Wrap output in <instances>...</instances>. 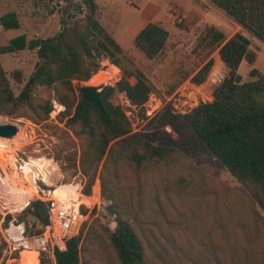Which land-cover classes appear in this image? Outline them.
I'll return each mask as SVG.
<instances>
[{"label": "trees", "instance_id": "1", "mask_svg": "<svg viewBox=\"0 0 264 264\" xmlns=\"http://www.w3.org/2000/svg\"><path fill=\"white\" fill-rule=\"evenodd\" d=\"M233 18L253 38L264 43V0H209ZM88 10L87 24L79 32L78 40L85 55L70 45H59L54 38L26 42L24 37L0 46V56L26 49L37 50L39 61L18 96L0 61V115L20 116L29 109L38 121L49 119L51 101L37 99L38 86L51 89L65 106L62 118L82 140L81 168L90 177L85 192L89 194L95 184L98 169L103 197L110 203L108 215L117 224L114 231L100 224L93 225L85 237L79 235L67 242L66 251H55L56 264H188L191 262L182 244L171 233L181 226L182 219L171 220L160 199L145 197L143 181L148 174L169 175L172 168L182 162L178 143L166 131L170 127L177 135L192 130L194 142L182 147L189 157L196 158L210 152L241 185L240 204L251 224L238 219L241 229L239 245L229 242L227 253L232 264H264V75L253 71L256 80L243 82L239 73L246 59L251 39L236 34L225 39L215 27L204 30L199 46L219 56L227 69L223 81L213 90L212 97L201 102L186 115H177L166 109L153 121L150 134L133 133L132 124L121 106L113 102L116 93H125L130 103L143 107L154 93L146 72L141 68L128 69L121 63L127 57L120 44L97 18L96 0H83ZM1 18L7 30L18 27L15 14ZM169 32L156 23H149L135 38L136 47L148 60H156L167 47ZM107 57L122 69V78L115 87H103L99 94L104 113L75 95L73 81H89L100 68L97 60ZM85 57L91 64L84 66ZM134 65L133 60H130ZM214 66L209 60L194 75L187 73L194 86L204 84ZM14 80L22 84V73L14 72ZM52 179L46 188H55ZM190 183L180 176L169 178L162 187L166 198L176 195L180 200L188 194ZM155 199V200H154ZM39 215L43 226L50 225L49 211L43 202H33L29 208ZM260 242L263 247L260 248ZM255 245L259 247L255 249ZM239 248V252L235 249ZM2 246H0V262ZM21 263L13 258L10 264ZM41 263L44 264L43 260ZM191 264V263H190ZM196 264V262L194 263ZM202 264V261L199 262Z\"/></svg>", "mask_w": 264, "mask_h": 264}, {"label": "rangeland", "instance_id": "2", "mask_svg": "<svg viewBox=\"0 0 264 264\" xmlns=\"http://www.w3.org/2000/svg\"><path fill=\"white\" fill-rule=\"evenodd\" d=\"M96 3L98 20L120 44L127 56L119 57L122 65L131 70L143 69L153 87L154 93L143 107L132 105L125 93H116L113 97V102L121 106L129 118L135 134H150L154 126L152 120L158 118L168 108L175 114L183 116L185 114H182V111L190 112L198 107L201 102L212 97L215 87L226 77L227 69L219 56V50L208 54L199 46V38L209 27L220 30L226 41L236 34H243L251 39L248 55L241 67L243 82L256 80L257 76L253 71L264 75V43L253 38L233 18L209 0H96ZM11 14H15L18 27L7 30L2 25L1 18L13 16ZM87 15L88 10L83 0H0V46H7L19 37H24L27 43L32 40L54 38L57 44L70 45L85 55L78 34L86 27ZM149 23L159 24L170 34L162 55L152 61L146 58L134 42ZM105 59L109 58L103 56L97 62L101 63ZM211 59L214 60V66L204 84L196 87L190 78L182 81L187 73L194 76ZM130 60H133L134 65ZM0 61L10 78L15 95L18 96L39 61L37 50L26 47L14 54L0 56ZM90 64V60L85 57L84 66L88 67ZM14 72L22 73V84L14 80ZM92 78L89 81H73L78 99L82 87H98L102 91L103 86L91 84ZM219 78L221 82L215 83ZM34 97L49 100L52 106L53 101L59 103L53 91L44 86L35 88ZM64 112L66 111L62 113ZM62 113L56 117L59 123L57 124L50 121L51 116L48 120L40 122L29 109H25L20 116L0 115V124H4L3 119H6L10 121L8 123L23 129L22 136L26 143L15 151L16 166L30 159L39 165L46 163L48 178L44 184L54 179L58 186L71 183L81 172L87 179V186L84 188L86 190L90 177L85 175L81 168L82 140L71 131L67 125L68 117L63 119ZM166 131L177 141L182 162L179 166L173 167L167 176L158 173L148 174L143 181L145 197L153 199L157 196L171 220L179 218L183 220V224L174 226L171 233L191 256V264L195 262L199 264L201 261L202 264H232V258L227 253L230 244L224 235L228 231L229 242L233 246L239 245V239L238 241L235 239L241 230L238 219L239 222L249 224L252 222L247 214L244 215L240 204L241 185L210 152L196 158L183 153L182 147L194 142L192 130H185L180 136L170 127H167ZM0 162L2 164L1 158ZM102 166L103 163L95 179L96 182L99 178L100 184ZM5 167L8 173L13 172L9 164ZM4 172L0 167V173L5 174ZM20 176L22 179L23 174ZM180 176L187 178L190 183L189 192L184 194L183 200L176 195L169 200L164 195L162 187L166 186L169 178ZM22 181L25 183L24 178ZM44 184L40 183L41 187H45ZM33 202L36 201H32L20 215L7 217L10 221L15 217L19 223H24L28 235H33V226L24 217L28 213H35L29 209ZM109 204L107 201L92 212L80 235L85 237L95 224L108 227L111 231L115 230L117 226L115 219L107 212ZM40 230L41 227L38 228V232ZM257 244L260 248L263 247L262 242ZM36 248V243H33L32 249ZM235 249L239 252V248ZM255 249L258 250L259 247L255 245ZM31 253L36 255L38 264V254L32 251L24 254L22 264H26ZM41 260L44 264H56L55 256L50 253L43 255Z\"/></svg>", "mask_w": 264, "mask_h": 264}, {"label": "built area", "instance_id": "3", "mask_svg": "<svg viewBox=\"0 0 264 264\" xmlns=\"http://www.w3.org/2000/svg\"><path fill=\"white\" fill-rule=\"evenodd\" d=\"M94 77H97L99 80L96 86L113 87L121 80L122 71L118 65L109 59H105L100 63V68ZM219 82H221V79H216L215 83L218 84ZM52 103L54 109L50 114L52 118L50 121L59 124L56 117L65 111V107L57 101H53ZM190 112L182 111L181 113L186 115ZM16 154L18 155V152ZM29 162H32L36 166L40 176L36 182L38 189L35 196L22 209H19L18 205L15 204L17 203V195L11 192L7 188L6 183L3 182L5 174L0 173V214L3 218L0 221V246H2L0 264H8L12 261V258H17L21 262L24 254L31 251L38 254L40 262L42 256L47 253L53 256L57 250L66 251L67 242L80 235L82 228L90 220L92 212L107 203L102 194L99 178H97L89 194L84 190L87 186V179L81 172L69 184L59 185L52 189L45 188L41 187L40 183L44 184L48 178L46 163L39 165L31 159ZM0 167L4 172L1 162ZM23 178L25 185H27L25 174H23ZM32 201H40L46 205L50 218V225L48 227L45 228L42 225L40 232L33 236L28 235L25 224L19 223L15 217L11 218L9 225H5L4 219L10 215H20L21 211L27 209ZM32 240L37 245L36 249L29 248L28 244Z\"/></svg>", "mask_w": 264, "mask_h": 264}, {"label": "bare ground", "instance_id": "4", "mask_svg": "<svg viewBox=\"0 0 264 264\" xmlns=\"http://www.w3.org/2000/svg\"><path fill=\"white\" fill-rule=\"evenodd\" d=\"M99 80L97 77H94L91 80V84L97 85ZM6 119H3V123H8ZM17 124V123H16ZM20 129V133L12 139L0 138V158L2 159V166H4V171L6 170V165L12 167L13 172L8 173L5 171V178H3V182L6 183L7 188L17 195L16 200L19 209L25 207L26 203H28L31 198H33L36 194L37 185L36 182L38 177L40 176L39 171L36 166L32 162H25L20 166H16L17 160L15 157V151L20 149L22 145L26 143V139L23 138V129ZM26 131V130H25ZM6 154L8 155L6 157ZM25 174L27 178V185L22 181L20 175ZM30 176V179H28ZM33 240L29 242V248H33ZM24 260V257H23ZM23 260L21 262H23ZM26 264H36V255L33 253L29 254L27 257Z\"/></svg>", "mask_w": 264, "mask_h": 264}, {"label": "water", "instance_id": "5", "mask_svg": "<svg viewBox=\"0 0 264 264\" xmlns=\"http://www.w3.org/2000/svg\"><path fill=\"white\" fill-rule=\"evenodd\" d=\"M82 94L83 101L92 104L99 112L104 113V106L101 103L99 94L101 92V88L98 87H82L79 91ZM20 129L17 125L12 123H4L0 124V138H5L12 140L14 139ZM25 220L33 226V236L38 232V228L42 224V220L36 213H28L25 215ZM0 219H2V215L0 214ZM10 222L9 218L5 219V225H8ZM22 264V263H19ZM38 264L41 262L38 260Z\"/></svg>", "mask_w": 264, "mask_h": 264}, {"label": "crops", "instance_id": "6", "mask_svg": "<svg viewBox=\"0 0 264 264\" xmlns=\"http://www.w3.org/2000/svg\"><path fill=\"white\" fill-rule=\"evenodd\" d=\"M241 67H242V64H241ZM241 67H240V69H239V73H241V71H242V70H241ZM240 75H241V74H240ZM241 76H242V75H241ZM248 82H249V81H248Z\"/></svg>", "mask_w": 264, "mask_h": 264}, {"label": "flooded vegetation", "instance_id": "7", "mask_svg": "<svg viewBox=\"0 0 264 264\" xmlns=\"http://www.w3.org/2000/svg\"><path fill=\"white\" fill-rule=\"evenodd\" d=\"M38 215V214H37ZM39 216V215H38ZM41 219V218H40ZM43 225V223L40 225V227Z\"/></svg>", "mask_w": 264, "mask_h": 264}]
</instances>
